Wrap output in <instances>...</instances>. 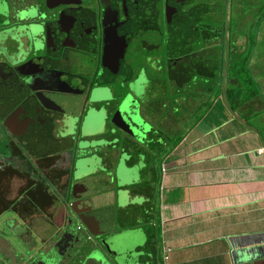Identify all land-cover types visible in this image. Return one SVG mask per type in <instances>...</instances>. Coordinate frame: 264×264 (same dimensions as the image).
<instances>
[{"label":"flooded vegetation","instance_id":"af4514ba","mask_svg":"<svg viewBox=\"0 0 264 264\" xmlns=\"http://www.w3.org/2000/svg\"><path fill=\"white\" fill-rule=\"evenodd\" d=\"M216 2L219 1L0 0V238L5 242H0V253L3 258L16 262L13 256L16 246L10 245L9 253L6 252L8 240L1 237L6 222L4 215L11 212L9 215L13 217L9 218L7 230L19 229L20 233L14 237L28 246L33 244L30 248L35 252L29 261L35 255L44 256L67 228L73 236L80 235L82 239L71 238L57 264H82L92 251L97 252L95 263L103 260L107 252L101 240L108 234L95 236L97 244L94 238L89 241L92 234L84 235L81 223L68 222V215H74L70 213V203L88 202L98 192L95 188L89 193L82 192V181L75 176L78 159H82V167L86 166L83 169L92 168L94 160H105L99 150L114 146L115 135L136 138L129 134L130 126L151 120L146 114L148 103L158 101L151 99L152 95L148 99L141 95L154 87L158 74L164 78L158 86L170 84L173 105H182L181 100H185L181 110L190 109L185 116L196 118L200 107L208 109L213 104L215 64L227 68L226 43L229 42L226 28L222 31L214 23ZM168 9L174 12L168 15ZM221 43L226 48L223 53ZM167 91L165 88L166 94ZM194 101L198 104L193 106ZM163 104L167 106L166 102ZM107 122L112 126L109 129ZM140 131L137 136L144 130ZM56 143L63 144L65 156L37 157L48 151L50 145L61 146ZM5 176L10 183V179H17L20 189L8 191L7 183L2 185ZM97 176L89 177L93 186H97ZM43 182L49 185L48 198L54 205L60 202V207L65 209V221L56 237L41 240L38 246L31 236L33 222H29L35 213L26 212L27 218H23L24 207L28 205L23 201L28 202L27 196L33 199L34 185L39 188ZM2 189L11 193L7 204ZM75 194L82 198L76 199ZM44 210L43 207L39 212L50 217L54 212V209L45 213ZM25 230L32 231L26 234ZM77 251L78 258L70 261ZM111 258L105 260L110 262Z\"/></svg>","mask_w":264,"mask_h":264},{"label":"crops","instance_id":"0c3cea01","mask_svg":"<svg viewBox=\"0 0 264 264\" xmlns=\"http://www.w3.org/2000/svg\"><path fill=\"white\" fill-rule=\"evenodd\" d=\"M211 112L201 120L210 121L211 126L209 122L208 125L190 123L189 129L184 131L185 139L183 137L169 152L164 149L159 153L160 168L150 163L147 149H133V153L123 150L127 158L124 159L126 165H122L125 174L127 170L135 168L142 169L141 172L147 169L149 173L144 181L141 177V180L132 183L138 184L134 191L129 189L130 184L119 186L124 181H118L113 176L115 189L128 191L129 204L126 206H120L114 189H108L109 185L104 184L109 174L103 173L97 179V186H93L91 181L88 185L82 183L81 190L84 193L94 188L99 190L87 203L93 209L100 208L103 211L100 219L107 227L116 225V209L125 210L135 202L145 203L151 208L152 212H143L145 219H138L158 226V230L152 234L157 238V242H153L154 253H148L149 258L154 256L156 264L160 257L164 264H264V143L260 141L259 133L256 136L254 132L244 129L226 130L213 123ZM56 144L61 146L47 145L49 150L37 157L54 159L65 156L67 152L63 144ZM259 148H262V152L258 151ZM10 180L11 183L8 182V176L2 177V185L7 183L8 191L20 189L21 184L17 179ZM142 182H145V187L141 185ZM34 187L33 199L27 196L25 200L28 202L23 201V204H28L24 207L23 218H27L25 213L31 211L35 214L29 222H33L34 228L43 227L42 219L53 223L56 228L61 227L65 221L60 217L61 204L54 205V201L48 198L49 185L43 182L42 187ZM148 188L152 190L151 196L144 192ZM1 191L7 204L11 193L3 189ZM44 195H47L45 199ZM43 207L47 210L44 213L54 209L51 217L39 212ZM58 217L61 220L58 221ZM139 227L141 229L136 231L142 232L140 236H143L142 226ZM52 234L49 231L46 237L39 235L38 246L41 240H48ZM0 242L5 243L1 238ZM139 245L132 244L130 252L135 250L138 252L135 257L142 260L146 258L142 257L146 253L138 251Z\"/></svg>","mask_w":264,"mask_h":264},{"label":"rangeland","instance_id":"374dc122","mask_svg":"<svg viewBox=\"0 0 264 264\" xmlns=\"http://www.w3.org/2000/svg\"><path fill=\"white\" fill-rule=\"evenodd\" d=\"M216 1H219V3L216 6V9H217L215 11L216 21H214V23L216 24L218 28H222V27L226 28V35L228 36L226 40L229 41L228 42L229 46L232 43L234 39L232 37L234 36L235 41H236L235 44L238 47L241 46L240 48L241 53L248 54V48L244 47V45L246 44V39H248V42H249L250 38L253 37L254 40L257 42L254 45L255 48L251 51L252 53L250 54L251 59H249L250 60L249 66L251 67L253 75L258 83L256 86L248 85L249 87L248 90H250L251 88L254 90V95L249 100L251 102L250 103L248 101L246 102L248 107L247 106L243 107L242 105L236 108V106H234L231 101H228L224 93V89L227 85L224 86V82H223V85L221 86L220 98H217V99L215 98L213 104H211L208 107V109L206 108V106H202L197 110V112L205 111L204 113H201L202 116L199 117L200 118L199 120H201V118L204 117L205 115L207 117L208 114L212 111L210 114V117L211 119H213V123L216 122L218 125L224 127L226 130L227 129L228 130L229 129H234V130L244 129L246 131L254 132L256 136L259 133L261 136L259 137L260 141L264 143V19L259 20V17L261 16V13L263 12V9H264V0H257V1L256 0L254 1L253 0L252 1H249V0H238V1L237 0H216ZM258 26L260 27L258 28ZM218 44H220V42ZM210 49H208L209 52H210ZM216 51H217V48H216ZM218 75L220 74L219 73L216 74V80L219 78ZM155 78H156L155 85L154 87L151 88L150 91L145 92L146 94H142V95L140 94V92L137 93V95L139 96L141 95L142 98L144 99H148L152 95L151 99H156L158 101V102H153L155 104L148 103V109L146 111L147 112L146 114L150 116L151 120H149V118L147 119V121L143 120L142 123L143 125H145L144 128L142 129V131L144 130L143 133L138 135L135 139L127 138L126 135L118 133L117 135H115L116 138L114 140L115 141L114 146L110 145L109 147L107 146L99 150L101 152L100 155L106 157L105 160H103L102 162L99 159L94 160V163L91 164L94 167L85 169V171L83 172V173H86L87 176H83L81 173L78 175L75 174V176H77V179H80L84 185H88L89 181H91L89 177L98 175L96 179H99V177L103 176L101 174L103 173L109 174L110 176L107 177L108 180L104 181V184L109 185L108 189H114L115 192H119V193H116L120 195L119 198L124 197L125 199L124 203H120L117 201L120 204V206L122 205L126 206L128 202L126 201L124 190L115 189L116 187L113 186L114 184L113 176H115L114 164L116 163L117 159L120 158L121 166L126 165L124 159H127V158L125 157V153H124L125 151L124 152L122 151L123 147H124L123 150H131L132 153L134 151L133 149L138 148V150L140 151L147 149L146 151L148 155L147 158L151 160L150 163L154 164L157 168H160L161 160L158 159L159 153H162L164 149H167V152H169L171 150L170 145L173 144V143H170L173 141L172 139L173 136H175L176 134H179L180 132L181 134L184 135V131H187L189 129L190 123H192V121H194L195 119V118H191L190 116H185V114L188 113L190 109H188L187 111L181 110L183 108L182 105H183L184 99L181 100L182 105L181 104L173 105V102H172L174 99L173 94L169 95L170 94V90H169L170 84L165 83V84H160L161 86L160 85L158 86V84L162 80H164L162 75L158 74L155 76ZM224 80H226L225 73H224L222 81ZM218 82H220V80ZM216 85L217 84H215V89H216ZM165 88L168 89L167 94L166 92H164ZM219 91L220 90L215 91L216 92L215 97H216L217 92ZM252 94L253 93H251V95ZM163 102H166L167 106H164ZM196 104H198V102L194 101L193 106ZM212 107H213V110L210 111ZM227 115L229 116L225 117ZM208 122H209V126H211V122L208 120L207 121L204 120V122L198 121L197 123L202 124V125L205 123L208 125ZM213 123L212 125L216 127L217 124H213ZM106 127L107 129L112 127L111 123L107 122ZM220 129L222 128L220 127ZM185 138L186 137H184V139ZM138 142L140 143V146ZM119 153H121L122 157H117L118 155H120ZM112 157L113 159H111ZM106 162L108 163L105 165ZM85 167L86 166L81 167L79 169H83ZM141 170L142 169H139V168H135L134 170H127L125 177H124V182L119 183V186L122 185L123 183H125L126 185H129V184L132 185V183L139 181V179L141 180V177H142V180L144 181L146 178L149 177V173L147 172V169H145L142 172ZM99 171H101V173ZM111 180L113 181V183L111 182ZM155 184H156L155 194H156V201H157L158 181L157 183L155 182ZM88 200H91V198H88ZM95 200L96 198L94 199V201ZM127 200H128V197H127ZM113 206L115 207L114 204ZM150 209L151 208L147 204L142 203V202L140 203L135 202L134 205L129 206L125 210L116 209L115 211V217H116L115 227L116 228L114 229V231H110L107 234H110L111 232H115V231H122L125 228H128V229L134 228L135 230H138L140 228L139 226H142L144 235L140 236L142 232L138 233V231H136V234H138L139 236L135 235L134 239L132 240L133 242H131V240L129 239V245L131 243L132 244L140 243L139 245L140 247L144 246V249L148 248L151 245V243L153 245V242H157V238L153 237L151 239L150 236L154 234L153 231L158 230L157 229L158 226H151L148 222H145V221L143 222V220L140 221V219L138 218L144 217L145 215L143 214V212L145 211L147 213H150L151 211ZM96 211H97L96 214L98 215L103 213V211L100 208H96ZM9 214H12V213L7 212V214L4 215L6 222L3 224V235L1 237H5L8 240V243L6 244V252L9 253L10 247H11L10 245L16 246L15 251L13 250L14 251L13 256L15 257L16 262L14 263L10 262L9 257L3 258L0 253V264H18L21 262L19 259H22V255L24 254H25L24 259L27 262L28 258L30 257L31 251L26 252V248L28 247L30 248L33 244L31 243L30 246H28L26 245V243L20 242L17 238L14 237V235H12L11 231L7 230L9 218H12V215H9ZM64 216H65V209L61 207L60 217L63 219ZM60 217L57 218L58 221L59 219L61 220ZM157 219H158V216H157ZM52 224L53 223L50 224L47 221L42 219L41 226L43 227L42 228L40 227L41 229L39 228L37 229V226H35L33 232L31 233V236L37 241L38 238H41L39 237V235L42 237H46L48 236L49 231H51L53 233L52 234L53 237H56V235H58L56 232L59 230L60 227L56 228L55 225L54 224L52 225ZM31 231L32 230L30 231L25 230L24 232L26 234H29ZM83 232H85L84 235L86 236L87 235L86 230H84ZM93 238L95 239L96 237L92 235L91 240L89 239L88 240L93 241ZM148 241H150L149 242L150 244H148ZM95 242L99 244L97 239H95ZM102 246L103 248H105L104 245ZM140 252H144V251H140ZM137 254L138 252H135V250L134 252L128 253V250L126 249L124 257L122 256L123 264H144V263H150L152 261V259L150 260L147 257L140 260L139 257L138 258L135 257ZM78 255H79V252L77 251L74 253V256L72 258H69V260L70 261L76 260L78 258ZM108 255L106 253L105 257L107 259L112 257L111 259L114 261L115 257L113 258V256L111 255L108 256ZM112 260L110 262H113ZM113 264H116L115 261ZM120 264L122 263L120 262ZM157 264H164V260L160 257L158 259Z\"/></svg>","mask_w":264,"mask_h":264},{"label":"water","instance_id":"95a60500","mask_svg":"<svg viewBox=\"0 0 264 264\" xmlns=\"http://www.w3.org/2000/svg\"><path fill=\"white\" fill-rule=\"evenodd\" d=\"M168 6L170 7V4L168 3ZM169 14H172L174 12L170 11V9H168ZM131 124V123H130ZM128 125V124H127ZM136 125H138V127H136ZM145 125H143V123H136V124H131L130 126V135L131 136H136L137 137V132H141L140 130H142V128H144ZM82 159H78V163L76 166V172L75 174H82L85 169H79L82 167ZM15 164L17 165V161H15ZM19 165V164H18ZM17 165V166H18ZM82 170V171H81ZM124 177H125V172L122 168V166L120 165V159H118V161L116 162V167H115V179L118 181H124ZM120 190V189H119ZM73 192H74V187H73ZM119 193V192H116ZM74 194V193H73ZM117 195V201L120 203H124L125 199L123 198H119L120 195ZM124 195L126 198V201L128 202L127 204H129V199L127 200L128 197V191L124 190ZM76 197V199H80L82 198V195H78L76 196V194L73 196ZM70 208V213L71 211L73 212V216H70V214L68 215V222L69 224L73 225V223L76 221H78L79 223L82 224V227L87 230L90 234H92L93 236H100L102 234L108 233L110 231H114V229L116 228L115 226H108L105 224V222H103L100 218V215L96 214L97 211L96 209H93L91 207V205H89L87 202H77L76 200L72 201L69 205ZM9 231H11L12 235H16L18 233H20L19 229L16 230L14 228H8ZM17 231V232H16ZM75 235V234H74ZM136 235V230L135 229H124L122 231H115V232H111L110 234H108L105 238H103L101 240V243L104 245L106 251L108 252L109 255L113 256L114 261L116 264H120V262L123 264V257L125 255L126 249L128 250V253L130 252V247H132V243L129 245V239L131 240V242H133L132 240L134 239ZM80 235L77 236H73L71 234V231L68 230V228L65 230L64 235L61 237V239L57 240V242L52 246V248L45 253L44 256H33L32 260L29 261L30 257L32 256L33 252H35L34 250H32V248H26V252L27 251H31L30 257L28 258V264H40V262H42V264H57L58 261L61 258L62 255V251H64L65 249V245L67 244V242L72 238L78 237L77 240H79L80 238L82 239V237L79 238ZM96 254L97 252H90V254L87 256V258L83 261L82 264H96L97 262H99V264H112L110 262H108L107 260H105V257H103V260L98 259V261L96 260L95 263V258H96ZM123 256V257H122ZM25 254L22 255V260L20 263L18 264H25ZM39 258V260H38ZM41 259V260H40ZM113 261V263H114ZM10 262H12L10 260ZM14 263V262H12Z\"/></svg>","mask_w":264,"mask_h":264},{"label":"trees","instance_id":"16d2710c","mask_svg":"<svg viewBox=\"0 0 264 264\" xmlns=\"http://www.w3.org/2000/svg\"><path fill=\"white\" fill-rule=\"evenodd\" d=\"M238 1V0H237ZM252 1V0H249ZM254 1V0H253ZM257 1V0H256ZM219 2H216V6L218 5ZM217 10V9H216ZM264 19V9L263 12L261 13V16L259 17V20ZM260 26H258L259 28ZM220 30H224L223 27L220 28ZM216 35L218 34L217 31L215 32ZM232 38L233 41L230 44V46L228 45L229 43H226V47H227V59L226 62H228L227 64V68L223 69V67H218V62H216L215 64V84L216 85V89L214 88V98H220V94H221V86L223 85L224 82V86L227 85L224 89V93L228 99V101H231L232 104L234 106L240 107L243 105V107L248 105L246 104V102L248 101L249 103L251 101H249L253 95H254V90L251 88L250 90L248 85L250 86H256L257 85V81L249 67V59L250 58V54L252 53L251 51L255 48L254 45L257 43L254 38H250V41L248 42V39H246V44L244 45V47L248 48V54H242L240 51V47H238L237 45H235V37L233 36ZM221 47V52L223 53L225 51L224 49V43H221L220 45ZM222 56H224V54H222ZM252 57V55H251ZM217 60V59H216ZM219 73L220 75H218V79L216 80V74ZM225 73V77L226 80L222 81L223 76ZM220 80V82H218ZM216 90H220L219 92H217L216 97H215V91ZM251 93H253L251 95ZM219 94V96H218ZM218 96V97H217ZM205 112V111H204ZM204 112H198L196 114V118L194 119L193 123L198 122L199 117L202 116L201 113ZM184 137L183 134H181V132L179 134H176L175 136H173V141L170 143H173L172 145H170V148H174L175 146L178 145V143L182 140V138ZM133 185V184H132ZM130 185L128 186L130 190H133L136 186H138V184H134L133 186ZM141 185H143L145 187V182H142ZM134 191V190H133ZM145 193L148 194V196L152 195V190L151 189H145L144 190ZM154 237V235L150 236V238L152 239ZM150 241H148V244ZM147 244V246H148ZM138 251H144L146 254L142 255V257L146 256V257H150L148 256V253L150 251L153 252V245L151 243V245L144 249V246L138 247ZM107 252V251H106ZM143 252V253H144ZM154 253V252H153ZM108 254V252H107ZM152 258H149L150 260L152 259V261L150 263H144V264H156L155 258H153L154 256L151 255Z\"/></svg>","mask_w":264,"mask_h":264},{"label":"built area","instance_id":"2783aa9c","mask_svg":"<svg viewBox=\"0 0 264 264\" xmlns=\"http://www.w3.org/2000/svg\"><path fill=\"white\" fill-rule=\"evenodd\" d=\"M258 151H259V152H262V148H259Z\"/></svg>","mask_w":264,"mask_h":264}]
</instances>
